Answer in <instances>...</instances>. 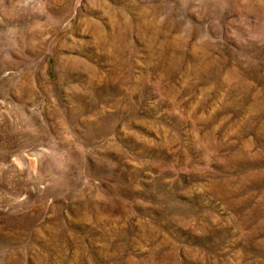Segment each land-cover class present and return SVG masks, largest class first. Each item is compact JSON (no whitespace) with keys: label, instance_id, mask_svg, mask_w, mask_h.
Segmentation results:
<instances>
[{"label":"rangeland","instance_id":"rangeland-1","mask_svg":"<svg viewBox=\"0 0 264 264\" xmlns=\"http://www.w3.org/2000/svg\"><path fill=\"white\" fill-rule=\"evenodd\" d=\"M0 264H264V0H0Z\"/></svg>","mask_w":264,"mask_h":264}]
</instances>
